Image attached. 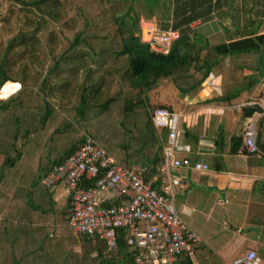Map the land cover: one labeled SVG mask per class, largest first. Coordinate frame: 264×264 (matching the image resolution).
Segmentation results:
<instances>
[{
    "label": "trees",
    "instance_id": "obj_1",
    "mask_svg": "<svg viewBox=\"0 0 264 264\" xmlns=\"http://www.w3.org/2000/svg\"><path fill=\"white\" fill-rule=\"evenodd\" d=\"M210 1L174 0L173 29L178 30L179 39L166 55L151 51L141 41L137 35L138 31L140 34L139 16L131 17L133 21L127 13L126 17H119L111 0H5V5L0 2V86L5 82L4 85L20 86L17 96L1 101L0 108L30 109L37 116L36 123L42 126L61 123L65 130L70 128L71 122L67 119L70 113L73 119H80L83 128L92 120L88 113L94 118L112 114L117 118L119 134L106 129L88 135L95 142L111 141L119 150L117 162L125 168L138 166L145 182L159 188L166 131L154 126L152 113L160 105L150 107L147 93L171 81L181 96L191 98L207 78H212L213 68L224 58L239 54H257L262 60L264 57V34L246 35L219 45L202 42L191 34L189 24L199 15L195 8L207 14ZM144 3L149 18L157 4L151 0L150 4L149 0ZM130 12L135 14L133 9ZM126 18L131 22L127 23ZM260 70L264 77V67ZM241 93L242 88L228 95L223 92L220 100L230 102ZM214 99L215 96L210 98ZM236 112L240 126L242 121L261 113V109L253 105ZM127 118L134 119L128 129ZM259 125L256 145L264 153L261 121ZM240 133L229 138L230 155L250 154ZM221 137L216 144L220 149L225 144L223 133ZM117 139H121L120 143ZM83 140L84 134L73 137L65 157L53 165L73 154ZM213 162L219 171V162ZM2 164L0 175L5 170ZM3 182L0 177V185ZM257 185L258 191L264 193V181ZM2 199L0 191V204ZM66 212L71 214L69 208ZM78 240L81 253L76 259L80 264H134L124 232L118 233L115 251L107 250L97 237L78 235ZM192 250L195 264H221L214 252L201 242L194 243ZM176 264L193 263L188 256H183Z\"/></svg>",
    "mask_w": 264,
    "mask_h": 264
},
{
    "label": "crops",
    "instance_id": "obj_2",
    "mask_svg": "<svg viewBox=\"0 0 264 264\" xmlns=\"http://www.w3.org/2000/svg\"><path fill=\"white\" fill-rule=\"evenodd\" d=\"M208 3L211 4L210 12L201 14L202 10L196 7L199 15L189 24L192 31L199 29L198 38H202L204 42L212 45L227 44L243 39L246 35L264 34V0H211ZM157 4L160 5L151 9L153 14L149 18H155L156 9L161 10V18L164 20L161 23L155 20L156 28L160 31L173 29L174 0H160ZM254 55V65H249L251 60L247 59H252L253 54L229 56L216 64L211 73L215 86L201 88L194 98L200 106L186 113L179 130L181 151L176 156L207 164L209 169L206 172L189 168L173 171L174 176L186 184L185 189L175 193V208L185 225L199 238L195 229L202 225L209 231V241L219 242L216 248L209 247L221 264L230 263L250 249L256 251L262 260L264 257L260 255L261 251L264 255V193L258 191L257 185L264 181V156L228 153L229 138L232 134H241L243 125L250 119L257 122L258 127L259 122H262L261 140L264 142L263 113H255L250 119L242 121L240 126L237 125L236 111L250 105L258 106L256 103L264 100V95L263 98H257L259 100L252 97L251 88L256 79H260L264 85V77L260 75L264 61L260 55ZM240 73L243 77L238 76ZM244 81L248 85L238 87ZM3 85L0 90L3 102L17 95L20 90L16 83ZM241 88L242 93L232 101L221 102L223 92L228 95ZM211 94L215 96L214 100H210ZM238 101L246 103L237 107ZM2 110L0 163L5 165V170L1 174L3 177L0 175L4 180L0 204V264H73L74 245L68 241V236L65 238L63 235L67 230H61L69 217L66 209L69 208V213L71 212L68 190L62 185L47 189L42 182L41 188L33 187L32 183L26 188L21 185V181L37 178L42 180L43 174L65 157L73 141L69 143L64 127L36 123L37 116L30 109L17 110L20 113L18 119L13 114L15 110ZM6 115L12 117V120H6ZM222 129L227 141L220 149L216 144L222 139V133H219ZM214 160L219 162V171L213 167ZM227 203H232V211L233 205L244 209L245 221L238 223L233 220L234 226L228 228V234L220 241L212 232L218 222L221 207ZM227 213L230 214V211L223 209V214ZM256 223L263 227V231L256 236L253 233L246 235ZM63 243L67 244L65 258L58 253L56 247ZM69 245L71 249H68ZM241 245L247 246L241 255L236 256ZM194 260L196 261L195 256L191 262Z\"/></svg>",
    "mask_w": 264,
    "mask_h": 264
},
{
    "label": "built area",
    "instance_id": "obj_3",
    "mask_svg": "<svg viewBox=\"0 0 264 264\" xmlns=\"http://www.w3.org/2000/svg\"><path fill=\"white\" fill-rule=\"evenodd\" d=\"M140 34L141 41L148 44L151 51L163 55L168 54L171 45L179 39L178 30L160 31L155 25ZM143 35L146 38L143 39ZM211 86H215L212 78L202 84L205 88ZM256 105L264 114V100ZM152 115L154 126L166 131L159 188L145 182L138 166H122L88 134H84L78 149L53 165L41 182L47 189L62 185L68 190L71 214L67 226L75 235L97 237L107 250L115 251L118 233L124 232L134 264H176L183 256L194 258L192 245L200 238L176 211L175 193L185 189L186 184L175 177L173 171L189 168L206 172L209 166L176 156L181 151L179 130L183 116L179 112L157 107ZM242 136L250 154L264 156L256 145L254 120L245 124ZM226 264H264V261L250 249Z\"/></svg>",
    "mask_w": 264,
    "mask_h": 264
},
{
    "label": "rangeland",
    "instance_id": "obj_4",
    "mask_svg": "<svg viewBox=\"0 0 264 264\" xmlns=\"http://www.w3.org/2000/svg\"><path fill=\"white\" fill-rule=\"evenodd\" d=\"M154 4H157L159 3L160 0H151ZM232 0H230L231 2ZM0 2L3 3V5H5V0H0ZM111 3L112 5L114 6L115 10H116V14L120 17V16H125L126 17V13H127V16L133 21V19L131 17H135L136 14L139 16L140 18V33L141 31H143V29L146 31L147 30V27H151L152 25H156L155 24V20L156 22L158 23H161L164 18H161L162 16V12L161 10H155L156 14H155V18H151L149 19L147 17V13H148V9L145 8L144 6V0L141 2L140 0H111ZM149 4H150V0H149ZM160 4H157L156 6H159ZM164 8H167L166 6H163ZM162 7V8H163ZM229 8V7H228ZM130 9H133L135 14H133L132 12H130ZM229 11H232V8H229ZM129 18H126V22L130 23L131 20ZM199 33V29L195 30V31H191V34H193V36L195 37H199L198 35ZM137 35L140 36L141 38V34H139V31L137 33ZM143 39L146 38V35H143L142 36ZM220 38H223L222 36H220ZM202 42H204V40L201 38ZM242 55V54H241ZM239 59V58H236V60ZM247 59H249V61L251 60V62L249 63V65H254L255 63V59H256V55L253 54V57L252 59L247 57ZM247 61V60H246ZM245 61V62H246ZM263 61H264V57H263ZM239 62L241 63L242 60L239 59ZM244 62V63H245ZM226 67H224L225 69ZM242 70V69H240ZM239 73V71H237ZM239 77H243L242 76V73H240L238 75ZM256 78H254L255 80ZM247 81H244V83L242 85H239L238 87H245L247 86L248 84ZM2 86V85H1ZM0 86V90L2 89ZM263 83L261 82L260 79H256L255 81V84L252 86L251 88V91H252V97H254L255 99L257 98H263V95H264V91H263ZM230 88H234L233 86H229ZM227 88V87H226ZM201 90V89H200ZM200 90L198 91L197 94H195L193 97L191 98H184L183 96H181L175 86L172 84L171 81H166V82H163L162 84L158 85L156 88L150 90L148 93H147V97H148V102H149V105L150 107H155V106H159L162 107V106H167V107H170L173 109V111L175 112H179L183 117H185L186 113L187 112H190L192 110H194V108L196 107H199L200 106V103H197L194 98L200 93ZM231 90V89H230ZM250 91V90H249ZM0 94H1V91H0ZM17 96V95H16ZM213 95L211 94V97ZM259 100V99H257ZM2 101V98H0V102ZM246 103V101H242L241 103L238 101L237 102V107L239 106H242ZM252 106V105H250ZM3 110L0 108V123H1V120L2 119V112ZM17 118L20 116V113L16 110L14 113H13ZM88 115H91V118L92 120L89 121L87 123V125L85 124L84 125V128L86 129L87 127V134L88 133H93L95 131H98V133H101L103 131H105L106 129H108V131L110 130L111 133H113V131H116L115 134H119V131H118V124H117V118L115 119V117L112 115V114H104V115H101L100 117H97V118H94L92 117V113H88ZM6 117V120H12V117H8V115L5 116ZM65 117V116H63ZM71 123H70V128H68L66 130L67 132V135H68V141L69 143L71 142V139L77 135H80V134H85V129L79 124V120L78 118L76 119H73L71 113L70 115L68 116L67 118ZM235 119V118H234ZM250 119V118H249ZM184 120V118L181 119V122ZM86 121H84L85 123ZM125 122V121H124ZM134 122V119L132 118H127L126 119V128L128 129L129 127L132 126V123ZM83 123V124H84ZM257 124V122H256ZM52 125V124H51ZM59 128H62V125L61 123H58V124H55V126H57ZM245 125H243L242 128H244ZM121 128V125L119 124V129ZM98 129V130H97ZM131 129V128H130ZM241 129V128H240ZM260 130L259 127H258V124H257V131ZM106 131V132H108ZM79 134H77V133ZM109 133V132H108ZM219 133H223V136L226 137V133L224 131V129H222L221 131H219ZM227 139V138H226ZM118 140V143H120L121 139H117ZM98 144H101L107 151H111V156L116 160L118 161V157H119V150L118 148L115 146L112 145V142L111 141H101L99 142L98 140H96ZM227 141V140H225ZM0 153H2L1 149H0ZM35 181V182H33ZM33 184L34 186L33 187H38V188H41V184H40V181L39 179H32V180H26V181H21V185H23V188H26V186L30 185V184ZM2 185L3 183L0 185V191L2 192ZM259 193V192H258ZM220 199H222V196H219ZM223 200V199H222ZM233 208H234V211H232V203H227L225 206L221 207V213L219 214L218 218H217V224L214 226L213 228V232L217 239L218 240H222L227 234H228V228H230V226H234V223H233V220L235 221H238V223H242L243 221H245V211L244 209L242 208H238V207H234L233 205ZM223 209H226L227 211H230V214H223ZM232 212H234L233 214H231ZM233 215V218H231V216ZM247 223V222H246ZM67 230L65 232V234L63 233V235L65 236H68L69 238L68 241L72 242V244L74 245L72 250H74L73 254L74 255V261H73V264H80V262H77V259L76 257L80 255L81 253V248L79 247V240H78V235H75L73 234L68 226H67V223L66 225L63 226V229L61 230ZM64 230V231H65ZM245 230H248V228H246ZM70 231V232H69ZM196 232H198L200 238H201V243H203L204 245L206 246H210L211 248H216V244L218 243L219 245V242H216V243H211L209 241V239H211V236L209 235V231L206 227L202 226V225H198V227H196L195 229ZM261 231H263V227H260L259 224H255V227L252 229V230H248L247 233L249 234H246V235H252L253 236H256L258 235V233H260ZM244 233V232H242ZM251 233V234H250ZM248 237V236H247ZM64 244V243H63ZM58 245L56 246L57 247V250H58V253L62 255L63 258H65L66 256V246L67 244L65 243L64 245ZM247 245H241V249L237 252V255L236 256H239L243 253V250L246 248ZM71 246L69 245V248L68 249H71L70 248ZM209 247V248H210ZM257 249L259 250L260 247L258 246ZM242 252V253H241ZM241 253V254H240ZM260 255L261 256H264L262 251L260 252ZM70 258V257H69ZM263 260H264V257H263ZM91 262V261H90ZM193 263H196V261L194 260Z\"/></svg>",
    "mask_w": 264,
    "mask_h": 264
},
{
    "label": "bare ground",
    "instance_id": "obj_5",
    "mask_svg": "<svg viewBox=\"0 0 264 264\" xmlns=\"http://www.w3.org/2000/svg\"><path fill=\"white\" fill-rule=\"evenodd\" d=\"M9 165V164H8ZM3 177V176H2ZM33 206V205H32ZM24 208V207H23ZM39 209V208H38ZM37 229V228H36ZM21 233V232H20Z\"/></svg>",
    "mask_w": 264,
    "mask_h": 264
}]
</instances>
